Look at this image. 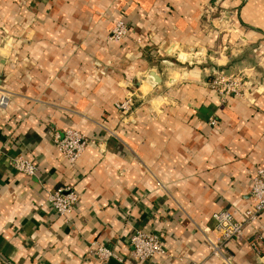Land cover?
I'll list each match as a JSON object with an SVG mask.
<instances>
[{"label": "crops", "instance_id": "0c3cea01", "mask_svg": "<svg viewBox=\"0 0 264 264\" xmlns=\"http://www.w3.org/2000/svg\"><path fill=\"white\" fill-rule=\"evenodd\" d=\"M120 19L130 34L112 42ZM218 69L245 70L258 92L222 104L207 85ZM6 93L0 264H224L205 233L221 210L243 219L264 166V0H0ZM129 93L123 116L115 104ZM67 128L96 139L75 168L53 141ZM18 156L37 173L18 171ZM67 186L79 201L62 218L48 194ZM255 228L264 236V213ZM138 229L158 234L168 255L135 260ZM93 242L118 258L92 257ZM227 249L234 264H264L245 242Z\"/></svg>", "mask_w": 264, "mask_h": 264}, {"label": "built area", "instance_id": "2783aa9c", "mask_svg": "<svg viewBox=\"0 0 264 264\" xmlns=\"http://www.w3.org/2000/svg\"><path fill=\"white\" fill-rule=\"evenodd\" d=\"M245 2L247 0H240ZM217 8L209 5L205 12L207 14L215 13ZM235 13L234 9L231 10ZM225 13H220V22H223ZM219 22V23H220ZM223 24V23H222ZM221 24V25H222ZM130 34V27L124 20H117L110 31L109 40L112 42H122ZM139 42V41H138ZM210 90L219 95L222 104H226L230 98L252 100L251 96L254 91L259 90L257 82L247 76L242 71L228 73L218 69L214 71L211 80L207 83ZM258 85V86H257ZM10 97L8 93L1 94L0 106L5 107L9 104ZM135 106V94L129 93L126 97L115 104L116 109L121 115L126 116L131 113ZM208 124L212 127L219 125V120L215 117L210 118ZM53 141L60 156L72 167L75 168L78 160L84 150L96 139L89 137L87 134L67 128L64 134H53ZM13 166L20 172L27 175H35L38 171L37 165L24 156H18L13 160ZM251 203L245 211L243 219L237 220L234 215L227 209L213 214V227L207 229L205 241L210 249V255L222 259L224 264H234L233 256L228 253V243L232 240H239L247 243L258 256L264 255V236L255 228V223L264 213V166L258 167L252 178L250 189ZM48 200L56 210L58 216L68 217L74 210L79 201L78 192L72 187H62L53 190L48 194ZM251 228L246 233V228ZM133 246L132 256L137 261H147L154 256L168 255L166 247L161 237L152 232L138 229L131 236ZM89 254L101 261H106L111 257H117L116 252L111 248L92 243ZM189 264H204V262L191 261Z\"/></svg>", "mask_w": 264, "mask_h": 264}, {"label": "water", "instance_id": "95a60500", "mask_svg": "<svg viewBox=\"0 0 264 264\" xmlns=\"http://www.w3.org/2000/svg\"><path fill=\"white\" fill-rule=\"evenodd\" d=\"M149 77L153 80L152 82L153 85H157L161 83L162 81V78L160 77V75H158L155 71H151L149 74Z\"/></svg>", "mask_w": 264, "mask_h": 264}, {"label": "rangeland", "instance_id": "374dc122", "mask_svg": "<svg viewBox=\"0 0 264 264\" xmlns=\"http://www.w3.org/2000/svg\"><path fill=\"white\" fill-rule=\"evenodd\" d=\"M187 56V55H186ZM187 63H189L188 61H186ZM242 72H244L245 74H247V76H248V73H246V71L245 70H241ZM227 72V71H226ZM237 72H239V71H236V73ZM228 73H235V72H228ZM213 75V74H212ZM258 83V82H257ZM258 85H260V83H258Z\"/></svg>", "mask_w": 264, "mask_h": 264}, {"label": "bare ground", "instance_id": "6f19581e", "mask_svg": "<svg viewBox=\"0 0 264 264\" xmlns=\"http://www.w3.org/2000/svg\"><path fill=\"white\" fill-rule=\"evenodd\" d=\"M189 73H191V72H189ZM191 75H192V73H191ZM188 77V76H187Z\"/></svg>", "mask_w": 264, "mask_h": 264}]
</instances>
